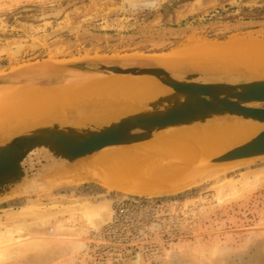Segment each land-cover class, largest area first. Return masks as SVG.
Here are the masks:
<instances>
[{
    "label": "rangeland",
    "instance_id": "obj_1",
    "mask_svg": "<svg viewBox=\"0 0 264 264\" xmlns=\"http://www.w3.org/2000/svg\"><path fill=\"white\" fill-rule=\"evenodd\" d=\"M255 9L264 10V0H0V76L45 63L156 57L188 40L257 36L264 21L244 19ZM206 163L163 195L125 194L90 180L40 182L0 199V223L58 217L79 232L31 239L0 264H135L138 254L141 264H264V159ZM257 177L258 185L228 194ZM101 205L109 219L97 228L85 223L84 210Z\"/></svg>",
    "mask_w": 264,
    "mask_h": 264
},
{
    "label": "bare ground",
    "instance_id": "obj_2",
    "mask_svg": "<svg viewBox=\"0 0 264 264\" xmlns=\"http://www.w3.org/2000/svg\"><path fill=\"white\" fill-rule=\"evenodd\" d=\"M137 60L128 59L126 63L164 66L177 76L188 70H227L264 77V32L257 36L232 37L222 43L188 40L180 50L144 58L139 62ZM22 72L30 76H58L63 73L55 63L30 66ZM69 75L66 83L54 86L0 85V139L52 120L81 122L96 119L105 122L137 111L142 108L143 102L171 91L151 76H99L75 71L69 72ZM263 130L264 124L220 118L206 124L164 132L147 142L105 148L79 161L73 171L86 175L92 173L93 176H86V180L94 179L105 188L125 194L157 196L173 193L176 184L172 182L193 171L196 173L195 164L206 163L253 139ZM212 171L213 168L207 170L208 173ZM259 181L258 177L248 178L240 187L231 185L228 194L252 188ZM189 184H192L191 181ZM220 193L217 199L225 195ZM83 216L85 223L94 227L109 219L105 205L87 207ZM57 218L34 216L32 219L38 220L31 222L16 221L18 217L6 218L10 222L0 223V260L9 252L20 251L31 239L54 241L79 237L77 230L74 232L72 227V230H66ZM48 223L54 227L47 230ZM170 255L178 257L179 252H171ZM141 262L138 254L135 264Z\"/></svg>",
    "mask_w": 264,
    "mask_h": 264
},
{
    "label": "water",
    "instance_id": "obj_3",
    "mask_svg": "<svg viewBox=\"0 0 264 264\" xmlns=\"http://www.w3.org/2000/svg\"><path fill=\"white\" fill-rule=\"evenodd\" d=\"M128 59L58 64L63 72L58 76H30L22 72L0 77V85L54 86L66 83L72 71L99 76H151L171 89L143 102L141 109L105 122L52 120L0 139V199L20 195L25 187L40 182L92 181L86 180L92 173L86 175L73 168L108 147L147 142L164 132L220 118L264 124V107H260L264 104V77L227 70H188L177 76L164 66L127 64ZM255 159H264V130L206 164Z\"/></svg>",
    "mask_w": 264,
    "mask_h": 264
},
{
    "label": "trees",
    "instance_id": "obj_4",
    "mask_svg": "<svg viewBox=\"0 0 264 264\" xmlns=\"http://www.w3.org/2000/svg\"><path fill=\"white\" fill-rule=\"evenodd\" d=\"M254 15H245V20H257L264 21V10L263 9H255Z\"/></svg>",
    "mask_w": 264,
    "mask_h": 264
}]
</instances>
